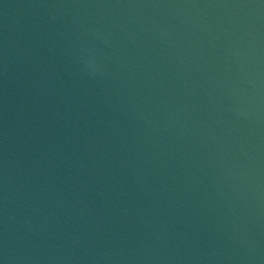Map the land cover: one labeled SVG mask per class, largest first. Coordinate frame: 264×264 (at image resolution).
Masks as SVG:
<instances>
[{
  "label": "water",
  "instance_id": "water-1",
  "mask_svg": "<svg viewBox=\"0 0 264 264\" xmlns=\"http://www.w3.org/2000/svg\"><path fill=\"white\" fill-rule=\"evenodd\" d=\"M0 264H264V0H0Z\"/></svg>",
  "mask_w": 264,
  "mask_h": 264
}]
</instances>
